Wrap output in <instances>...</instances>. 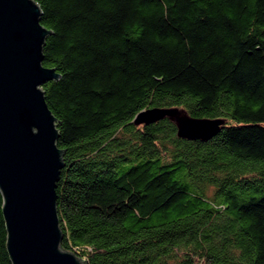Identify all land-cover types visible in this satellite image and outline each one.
<instances>
[{
  "label": "trees",
  "instance_id": "trees-1",
  "mask_svg": "<svg viewBox=\"0 0 264 264\" xmlns=\"http://www.w3.org/2000/svg\"><path fill=\"white\" fill-rule=\"evenodd\" d=\"M65 166L64 248L88 264H264V0H36ZM220 118L209 138L151 107ZM0 191V264H13Z\"/></svg>",
  "mask_w": 264,
  "mask_h": 264
},
{
  "label": "water",
  "instance_id": "water-1",
  "mask_svg": "<svg viewBox=\"0 0 264 264\" xmlns=\"http://www.w3.org/2000/svg\"><path fill=\"white\" fill-rule=\"evenodd\" d=\"M36 0H0V191L13 264H88L62 245L57 182L65 166L57 117L43 85L61 74L45 66L52 30ZM175 120L180 136L209 138L223 119L194 118L177 106L149 107L137 124Z\"/></svg>",
  "mask_w": 264,
  "mask_h": 264
}]
</instances>
